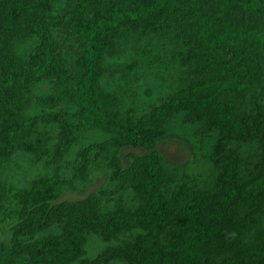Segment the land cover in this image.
<instances>
[{"label": "trees", "instance_id": "1", "mask_svg": "<svg viewBox=\"0 0 264 264\" xmlns=\"http://www.w3.org/2000/svg\"><path fill=\"white\" fill-rule=\"evenodd\" d=\"M0 223V264H264V0H0Z\"/></svg>", "mask_w": 264, "mask_h": 264}, {"label": "rangeland", "instance_id": "2", "mask_svg": "<svg viewBox=\"0 0 264 264\" xmlns=\"http://www.w3.org/2000/svg\"><path fill=\"white\" fill-rule=\"evenodd\" d=\"M144 96L142 97V103H147L157 94L163 93L160 91L159 84H145ZM149 90L148 92L146 90ZM38 91L46 92L48 90V84L42 83ZM176 120L170 125L169 130L165 135L160 137L156 142V148L163 154L166 162L173 165L190 166L192 172L197 174H205L207 164L205 162L204 155L207 151V142L197 147L196 138L192 135V129L189 125L179 124ZM145 150L140 147H125L122 149L121 157L124 164H127L130 160L129 154L131 153H144ZM108 178V173L103 175H98L94 179L93 183L88 185L82 192H65L60 199H75L81 198L88 193L92 192L95 188L106 183ZM8 225L5 223H0V239L8 242ZM100 247V243L95 239H91L89 243L88 251L90 254L96 252Z\"/></svg>", "mask_w": 264, "mask_h": 264}]
</instances>
